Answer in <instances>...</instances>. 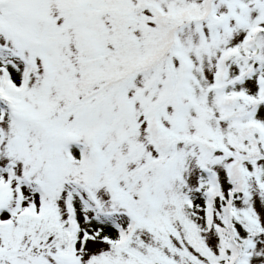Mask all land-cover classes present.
Instances as JSON below:
<instances>
[{"label":"snow or ice","instance_id":"1","mask_svg":"<svg viewBox=\"0 0 264 264\" xmlns=\"http://www.w3.org/2000/svg\"><path fill=\"white\" fill-rule=\"evenodd\" d=\"M0 264H264V0H0Z\"/></svg>","mask_w":264,"mask_h":264}]
</instances>
